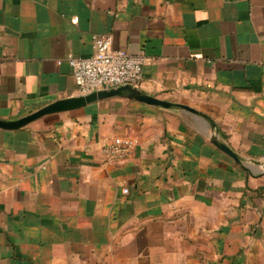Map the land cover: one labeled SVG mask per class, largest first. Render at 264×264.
I'll return each mask as SVG.
<instances>
[{
  "label": "crops",
  "instance_id": "1",
  "mask_svg": "<svg viewBox=\"0 0 264 264\" xmlns=\"http://www.w3.org/2000/svg\"><path fill=\"white\" fill-rule=\"evenodd\" d=\"M94 35L200 115L73 105ZM51 106L0 129V264H264V0H0V122ZM117 137L137 146L103 166Z\"/></svg>",
  "mask_w": 264,
  "mask_h": 264
},
{
  "label": "built area",
  "instance_id": "2",
  "mask_svg": "<svg viewBox=\"0 0 264 264\" xmlns=\"http://www.w3.org/2000/svg\"><path fill=\"white\" fill-rule=\"evenodd\" d=\"M66 62L80 96L119 87L137 88L143 77L146 58L115 50L105 36H92V53L81 58L68 55ZM133 138L117 137L101 148L103 166H113L127 160L137 146ZM127 190H123L127 194Z\"/></svg>",
  "mask_w": 264,
  "mask_h": 264
},
{
  "label": "water",
  "instance_id": "3",
  "mask_svg": "<svg viewBox=\"0 0 264 264\" xmlns=\"http://www.w3.org/2000/svg\"><path fill=\"white\" fill-rule=\"evenodd\" d=\"M116 95H124L127 98L149 105V106H154V107H160L163 109H181L185 110L188 112H191L193 114L200 115L198 112L195 110L179 105V104H173L170 102L162 101L155 99L153 97H149L146 95L141 94L138 90L135 88H131L128 86L125 87H119L117 89L113 90H108V91H100V92H95L87 96H79L73 101V105H84L85 103L95 100L97 98H103V97H111V96H116ZM66 107L58 108V107H46L43 108L31 115H28L24 118H21L13 123H4L0 122V129L1 130H16L19 128L24 127L25 125L29 124L30 122L36 120L39 117H42L47 114L55 113L64 110ZM213 144L222 152H224L226 155H228L231 159H233L236 163H240V159L237 158L226 146L223 144L218 143L217 141H213Z\"/></svg>",
  "mask_w": 264,
  "mask_h": 264
}]
</instances>
